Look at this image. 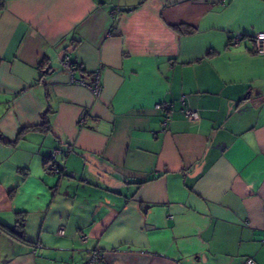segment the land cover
<instances>
[{"label":"crops","instance_id":"obj_1","mask_svg":"<svg viewBox=\"0 0 264 264\" xmlns=\"http://www.w3.org/2000/svg\"><path fill=\"white\" fill-rule=\"evenodd\" d=\"M257 35L264 0H0V264H264Z\"/></svg>","mask_w":264,"mask_h":264},{"label":"built area","instance_id":"obj_2","mask_svg":"<svg viewBox=\"0 0 264 264\" xmlns=\"http://www.w3.org/2000/svg\"><path fill=\"white\" fill-rule=\"evenodd\" d=\"M239 37H240L239 34H237V36H235V38H234L235 42L238 40ZM254 41H255V46H256V52L259 54L264 53V36L257 35V36H255ZM61 64L72 75V72L74 70V63L70 60V58L67 55L61 59ZM71 82L88 88L96 96L100 93L101 85H100L99 71L98 70H96L93 73L92 80L90 82H86L83 79H75L72 76H71ZM162 107L167 109V108L171 107V104L165 102L162 104ZM183 114H184L185 118L188 119L189 121H197L199 118L198 112L195 110H192L190 108L184 109ZM168 121H169V118L165 117L163 119L162 125L165 127L167 125ZM59 151L60 150L58 148L52 149L50 154L45 159L46 168L48 167V169L54 173H61L59 166H57V164H56V154ZM58 232L60 234H62V229L58 230ZM80 239L82 241H84L85 236H83V235L80 236ZM102 257H103V253L101 251L92 250L87 255L83 264H95ZM244 264H256V263L252 258H247Z\"/></svg>","mask_w":264,"mask_h":264},{"label":"trees","instance_id":"obj_3","mask_svg":"<svg viewBox=\"0 0 264 264\" xmlns=\"http://www.w3.org/2000/svg\"><path fill=\"white\" fill-rule=\"evenodd\" d=\"M180 26H178L179 28ZM183 28L182 29H185V30H189V28H186L185 26H182ZM190 32V31H189ZM47 114H48V109L46 108L44 110V112L42 113V125L43 126H49V119L47 117ZM0 140L1 141H5L4 137L0 134ZM45 162V161H44ZM46 163V162H45ZM0 228L3 229V230H8L6 227H4L3 225H0Z\"/></svg>","mask_w":264,"mask_h":264},{"label":"water","instance_id":"obj_4","mask_svg":"<svg viewBox=\"0 0 264 264\" xmlns=\"http://www.w3.org/2000/svg\"><path fill=\"white\" fill-rule=\"evenodd\" d=\"M67 52H70V50H67ZM64 53H65V52H62V53L59 55V57L62 58V56L64 55ZM13 231H14L15 233H17V234H20V233H21L20 231H18V230H16V229H13Z\"/></svg>","mask_w":264,"mask_h":264}]
</instances>
